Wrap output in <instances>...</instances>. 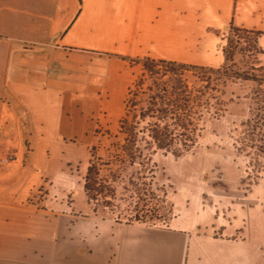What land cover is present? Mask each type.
<instances>
[{"label":"crops","instance_id":"obj_1","mask_svg":"<svg viewBox=\"0 0 264 264\" xmlns=\"http://www.w3.org/2000/svg\"><path fill=\"white\" fill-rule=\"evenodd\" d=\"M231 25L262 33L264 65V0H0V87L6 93L0 133L10 138L20 122L26 131L49 129L52 122L66 127L68 116L48 117L33 91L74 103L69 96L83 81L76 73L87 56L119 60L122 69L145 58L207 66V55ZM25 92L37 107H27ZM36 114L44 115L37 120ZM7 154L17 160L0 167V264H264L263 208L258 226L251 221L238 238L200 232L199 225L157 228L102 219L91 208L78 223L68 199L82 193L69 170L42 171L38 151L26 150L23 140L13 148L0 143V158ZM52 183L63 185L67 201L40 199L38 189Z\"/></svg>","mask_w":264,"mask_h":264},{"label":"rangeland","instance_id":"obj_2","mask_svg":"<svg viewBox=\"0 0 264 264\" xmlns=\"http://www.w3.org/2000/svg\"><path fill=\"white\" fill-rule=\"evenodd\" d=\"M229 30L220 33L218 43L207 55V67L217 68L225 61L224 39L228 37ZM241 42V48L246 51L235 55V63L239 66L247 62L252 65L256 52L251 50L249 39ZM84 60V68H78L76 73V78L83 81H78L80 85L69 96L76 98L74 103L72 98H67L66 104L62 105V97L58 93L48 98L38 90L33 91L46 104L48 117L54 120L61 115L68 116L66 127L58 130L57 124L52 122L49 129L39 126L36 131H26L25 124L20 122V128H14L10 138H4L0 133L3 149L8 145L13 148L23 140L26 150L33 147L38 151L37 163L42 171L50 170L57 174L61 167L69 170L71 177L74 176L75 190L82 193L72 200L68 199L71 210L78 212V223L86 216L84 212H89L83 185L92 148L97 147L99 157L110 159L114 153L113 145L121 140L118 134L120 121L127 106L128 110L132 106L131 95L127 103L129 92L142 77V66L134 60L133 65L130 67L128 64L125 69L115 59L87 56ZM3 80V73H0V83ZM82 91L88 93L87 98L81 100L78 97ZM5 96V89L0 87V100ZM23 97H26L27 107L38 106L31 92H25ZM245 105L246 118L251 127L243 144L238 143L242 120L231 112L220 121L207 124L192 153L177 159L156 156L159 168L153 185L155 196L148 199L144 208L131 193L130 166L115 163L110 168L103 167V176L116 188L113 203L118 205L121 213L112 219L157 228L178 224L182 227L194 226L195 229L199 225L197 231L236 238L244 233L251 221L257 227L260 209L264 210V129L256 128L263 120L259 122L254 101ZM43 115L36 114L35 117L40 120ZM19 132H22V137L18 136ZM51 139L55 144L49 142ZM9 155L13 154L4 156ZM61 187L62 184L52 183L50 189H47L48 186L39 188L40 199L45 201L52 196L67 201V192ZM57 208L62 211L61 205Z\"/></svg>","mask_w":264,"mask_h":264},{"label":"trees","instance_id":"obj_3","mask_svg":"<svg viewBox=\"0 0 264 264\" xmlns=\"http://www.w3.org/2000/svg\"><path fill=\"white\" fill-rule=\"evenodd\" d=\"M229 29L224 39L226 59L217 68L150 58L137 61L142 66V77L129 92L127 103L131 95L132 106L129 110L127 106L120 121L121 140L113 145L109 160L97 155V147L91 151L83 193L94 217L113 220L121 214L113 203L116 188L103 176V167L128 164L131 193L144 208L155 196L153 185L159 168L156 156L177 159L192 153L207 124L231 112L242 120L238 143L243 144L251 127L245 104L251 100L259 122L263 120L256 128L264 129V65L259 45L262 33L234 25ZM246 39L256 52L254 63L239 66L234 57L246 51L241 48V41ZM110 173L114 175L112 170Z\"/></svg>","mask_w":264,"mask_h":264},{"label":"built area","instance_id":"obj_4","mask_svg":"<svg viewBox=\"0 0 264 264\" xmlns=\"http://www.w3.org/2000/svg\"><path fill=\"white\" fill-rule=\"evenodd\" d=\"M17 160L15 155L3 156L0 158V167L9 165Z\"/></svg>","mask_w":264,"mask_h":264},{"label":"water","instance_id":"obj_5","mask_svg":"<svg viewBox=\"0 0 264 264\" xmlns=\"http://www.w3.org/2000/svg\"><path fill=\"white\" fill-rule=\"evenodd\" d=\"M227 30V29H226Z\"/></svg>","mask_w":264,"mask_h":264}]
</instances>
